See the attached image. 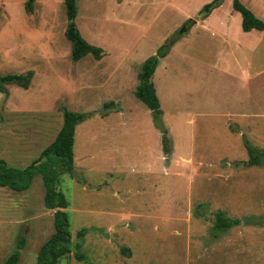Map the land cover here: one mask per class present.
Instances as JSON below:
<instances>
[{
    "label": "rangeland",
    "instance_id": "rangeland-1",
    "mask_svg": "<svg viewBox=\"0 0 264 264\" xmlns=\"http://www.w3.org/2000/svg\"><path fill=\"white\" fill-rule=\"evenodd\" d=\"M210 1L76 0L77 27L102 56L75 61L63 0H35L31 13L26 0H0V77L32 72L27 89L0 84V158L26 167L64 109L87 114L73 170L55 183L83 259L72 252L58 264H264V165H246L244 145L264 150V31H243L233 0L201 21ZM239 1L264 21V0ZM163 47L151 81L168 155L134 95L142 63ZM42 178L0 186V264L19 238L17 264H36L54 231ZM218 210L240 223L216 233Z\"/></svg>",
    "mask_w": 264,
    "mask_h": 264
},
{
    "label": "trees",
    "instance_id": "trees-1",
    "mask_svg": "<svg viewBox=\"0 0 264 264\" xmlns=\"http://www.w3.org/2000/svg\"><path fill=\"white\" fill-rule=\"evenodd\" d=\"M34 2L35 0H26L25 9L28 13L33 11ZM222 2L223 0H212L204 4L198 13L200 18H206L210 15L213 9L220 6ZM63 3L67 19L64 34L71 44V58L76 61L87 54H92L95 58H100L102 56V49L87 42L77 27L75 21L77 14L76 0H63ZM233 8L241 14V28L243 31H250L252 29L264 30V21L257 17L250 9L245 7L239 0H233ZM167 50V47H163L154 55L146 58L137 74L138 84L134 91L135 97L151 110L154 117V124L162 133V146L166 155L170 154L171 143L167 136L166 129L160 124L159 117L162 111L151 77L159 59L166 55ZM31 77L32 72L30 71L25 74H6L0 77V84H13L27 89L30 85ZM62 113V125L56 133L54 140L44 147L40 152V155L29 165L24 168H17L9 165L5 159L0 158L1 187H9L17 191L25 190L30 186L33 176L36 173L42 174L45 186L43 201L47 209L53 210L54 231L40 247L36 264H58L61 257L73 252L69 222L65 211L68 206V201L66 200L65 195L56 189L55 183L59 175L71 173L73 170L74 130L77 124L86 119L87 114L82 112H72L67 109H64ZM244 145L249 154L248 160L245 161V164L248 166L264 165V150L252 147L245 140ZM52 156H55V161L53 163L57 166V172L51 170L52 163L50 160ZM43 157L46 159L43 160ZM239 223V218L229 217L223 211L218 210L215 212L212 229L216 231V233H222ZM84 233L85 229H81L77 235L80 237L83 236ZM23 246L24 239L19 238L16 244V249L1 264H17L20 258L19 250L23 248ZM73 254L76 259H83V254L79 251L73 252Z\"/></svg>",
    "mask_w": 264,
    "mask_h": 264
},
{
    "label": "crops",
    "instance_id": "crops-1",
    "mask_svg": "<svg viewBox=\"0 0 264 264\" xmlns=\"http://www.w3.org/2000/svg\"><path fill=\"white\" fill-rule=\"evenodd\" d=\"M118 1V0H117ZM166 1H168V0H166ZM121 2V1H120ZM209 16L210 15H208L206 18H204V19H201V21H204L205 23H209L210 22V18H209ZM252 30H254V29H252ZM255 30H257V29H255ZM251 31V30H250ZM258 31H264V30H258ZM241 34V33H240ZM244 72V73H243ZM242 73H243V75H245V77H246V75L248 76V71H243ZM237 127H239V128H237ZM236 128H234L230 133H231V135L232 136H235V132H241V130H243L242 128L240 129V125L239 126H237ZM244 128V127H243ZM262 128V127H261ZM249 129V128H248ZM261 130V129H260ZM262 130L264 131V127L262 128ZM261 138H264V137H261ZM4 159V158H3Z\"/></svg>",
    "mask_w": 264,
    "mask_h": 264
}]
</instances>
